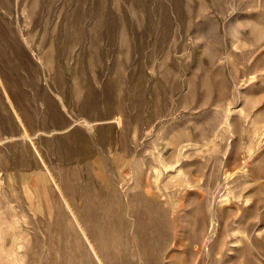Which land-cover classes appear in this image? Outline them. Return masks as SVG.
<instances>
[{"label":"rangeland","instance_id":"1","mask_svg":"<svg viewBox=\"0 0 264 264\" xmlns=\"http://www.w3.org/2000/svg\"><path fill=\"white\" fill-rule=\"evenodd\" d=\"M0 264H264V0H0Z\"/></svg>","mask_w":264,"mask_h":264}]
</instances>
